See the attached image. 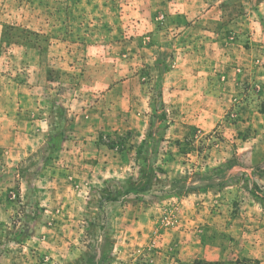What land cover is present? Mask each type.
Here are the masks:
<instances>
[{"label":"rangeland","instance_id":"obj_1","mask_svg":"<svg viewBox=\"0 0 264 264\" xmlns=\"http://www.w3.org/2000/svg\"><path fill=\"white\" fill-rule=\"evenodd\" d=\"M254 3L0 0V264H264Z\"/></svg>","mask_w":264,"mask_h":264},{"label":"trees","instance_id":"obj_2","mask_svg":"<svg viewBox=\"0 0 264 264\" xmlns=\"http://www.w3.org/2000/svg\"><path fill=\"white\" fill-rule=\"evenodd\" d=\"M165 68H166V66L163 65V67H162V71H164ZM154 110H155V109H153V112H154ZM164 114H165V112L162 111L161 116L164 115ZM139 149H140V147H139ZM139 149H138V150H139ZM210 179H211V176H210V175H208V174H204V175L201 177L200 182H202L205 186H210V184H212V183H210V181H209ZM198 186H199V185H196V187H198Z\"/></svg>","mask_w":264,"mask_h":264},{"label":"crops","instance_id":"obj_3","mask_svg":"<svg viewBox=\"0 0 264 264\" xmlns=\"http://www.w3.org/2000/svg\"><path fill=\"white\" fill-rule=\"evenodd\" d=\"M240 6V5H239ZM264 10V0H255V3H254V8L252 9V8H250V10L252 11V10H257V11H259V10Z\"/></svg>","mask_w":264,"mask_h":264}]
</instances>
